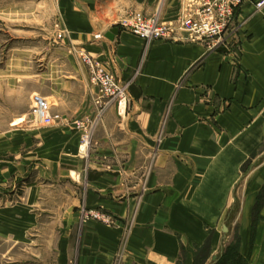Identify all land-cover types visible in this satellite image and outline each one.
Listing matches in <instances>:
<instances>
[{"label": "crops", "instance_id": "0c3cea01", "mask_svg": "<svg viewBox=\"0 0 264 264\" xmlns=\"http://www.w3.org/2000/svg\"><path fill=\"white\" fill-rule=\"evenodd\" d=\"M258 1L236 10L219 50L183 32L147 44L119 27L129 11L176 22L196 0L68 1L65 58L43 96L60 121L27 123L0 138V260L264 264ZM111 29L118 33L109 40ZM81 56L129 85L124 110L90 84ZM89 211L112 224L86 219Z\"/></svg>", "mask_w": 264, "mask_h": 264}, {"label": "rangeland", "instance_id": "374dc122", "mask_svg": "<svg viewBox=\"0 0 264 264\" xmlns=\"http://www.w3.org/2000/svg\"><path fill=\"white\" fill-rule=\"evenodd\" d=\"M68 1L0 0V138L27 123L41 127L29 117L31 98L50 95L54 67L65 58Z\"/></svg>", "mask_w": 264, "mask_h": 264}, {"label": "built area", "instance_id": "2783aa9c", "mask_svg": "<svg viewBox=\"0 0 264 264\" xmlns=\"http://www.w3.org/2000/svg\"><path fill=\"white\" fill-rule=\"evenodd\" d=\"M244 0H196L178 21L163 22L157 16H146L143 13L129 11L119 22V27L140 38L147 44L174 40L178 32L187 35L190 42H207L214 49L226 47L225 38L236 10ZM257 10L264 7V0L255 4ZM101 35H95L97 40ZM81 62L87 69L90 84L101 97L114 102L118 110H124L128 101V84L120 83L112 73L106 71L102 64L88 56H81ZM31 119L41 127H50L60 121V116L51 112L48 100L38 94L33 95L30 105ZM93 125L83 127L79 152L84 154L90 143ZM86 219L111 225L112 220L101 213L89 211Z\"/></svg>", "mask_w": 264, "mask_h": 264}, {"label": "water", "instance_id": "95a60500", "mask_svg": "<svg viewBox=\"0 0 264 264\" xmlns=\"http://www.w3.org/2000/svg\"><path fill=\"white\" fill-rule=\"evenodd\" d=\"M97 34L100 33L99 30H96ZM118 33V29H111L109 30L107 33H105V38L112 40L114 38V36ZM222 232L225 233L226 232V227L223 225L222 226ZM216 257H213L212 260L215 261Z\"/></svg>", "mask_w": 264, "mask_h": 264}, {"label": "trees", "instance_id": "16d2710c", "mask_svg": "<svg viewBox=\"0 0 264 264\" xmlns=\"http://www.w3.org/2000/svg\"><path fill=\"white\" fill-rule=\"evenodd\" d=\"M231 253H232V252H231ZM225 255H226V254H225ZM225 255H224V256H225ZM233 255H234V253L231 254L230 258H232ZM222 262H223V261H222ZM222 262H220V263H218V264H222Z\"/></svg>", "mask_w": 264, "mask_h": 264}, {"label": "bare ground", "instance_id": "6f19581e", "mask_svg": "<svg viewBox=\"0 0 264 264\" xmlns=\"http://www.w3.org/2000/svg\"><path fill=\"white\" fill-rule=\"evenodd\" d=\"M124 17H125V16H124ZM124 17H123V18H124ZM123 18H122V19H123ZM122 19H121V20H122ZM139 39H140V38H139Z\"/></svg>", "mask_w": 264, "mask_h": 264}]
</instances>
